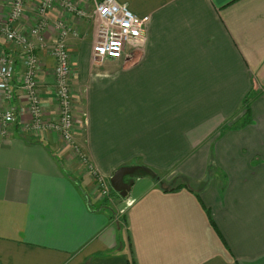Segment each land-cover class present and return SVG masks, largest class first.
<instances>
[{
  "label": "crops",
  "instance_id": "1",
  "mask_svg": "<svg viewBox=\"0 0 264 264\" xmlns=\"http://www.w3.org/2000/svg\"><path fill=\"white\" fill-rule=\"evenodd\" d=\"M117 1L149 18L145 45L120 60L92 59V18L49 13L71 28L74 133L103 177L142 166L160 180L103 200L56 134L22 129L17 89L18 122L0 125V264H264V0ZM44 36L38 79L54 118L58 36ZM0 50L18 56L2 39Z\"/></svg>",
  "mask_w": 264,
  "mask_h": 264
},
{
  "label": "built area",
  "instance_id": "2",
  "mask_svg": "<svg viewBox=\"0 0 264 264\" xmlns=\"http://www.w3.org/2000/svg\"><path fill=\"white\" fill-rule=\"evenodd\" d=\"M92 12L79 8L72 0H38L37 22L24 30L29 0H5L7 12L0 0V39L10 44L18 56L0 50V93L8 103L0 108V125L7 128L19 119V109L14 105L17 89L28 104L29 120L22 123V129L36 134L54 133L69 146L73 154L96 184L103 200L113 198L110 178L99 174L78 144L74 129L77 101L73 90V68L67 41L71 28L63 19L52 21L49 13L58 5L78 18L90 17L95 22L92 59L120 60L142 48L147 39L149 18L133 14L128 5L117 0H93ZM3 15V17L1 16ZM52 28L58 36L53 46L55 58V95L58 113L47 118L40 93V58L38 51L46 45L45 32ZM19 61L22 69L18 70Z\"/></svg>",
  "mask_w": 264,
  "mask_h": 264
},
{
  "label": "water",
  "instance_id": "3",
  "mask_svg": "<svg viewBox=\"0 0 264 264\" xmlns=\"http://www.w3.org/2000/svg\"><path fill=\"white\" fill-rule=\"evenodd\" d=\"M151 171L142 166H123L119 168L110 178L113 190L122 198H128L135 179Z\"/></svg>",
  "mask_w": 264,
  "mask_h": 264
},
{
  "label": "rangeland",
  "instance_id": "4",
  "mask_svg": "<svg viewBox=\"0 0 264 264\" xmlns=\"http://www.w3.org/2000/svg\"><path fill=\"white\" fill-rule=\"evenodd\" d=\"M89 18H90V17H89ZM94 31H95V22H94ZM90 177H91V176H90ZM91 179H92V178H91ZM92 181H93V179H92ZM93 183H94V181H93ZM176 183H177V181L174 182L173 180H171V182L166 181L164 187H172V186H174V184H176ZM94 184H95V183H94ZM95 186H96V184H95ZM96 190H97V193H98V195H99V197H100V193H99V190H98L97 186H96ZM128 204H129V202L127 201V203H125L124 205H122L123 207H121V208H123V209H121V210L119 211V213L121 214V216H122L123 211H124V210L126 209V207L128 206Z\"/></svg>",
  "mask_w": 264,
  "mask_h": 264
},
{
  "label": "trees",
  "instance_id": "5",
  "mask_svg": "<svg viewBox=\"0 0 264 264\" xmlns=\"http://www.w3.org/2000/svg\"><path fill=\"white\" fill-rule=\"evenodd\" d=\"M150 171H151V174H144V175H149V176L153 177L155 180L159 181L160 180L159 176L155 172H153L152 170H150ZM113 196H117V197L121 198L114 190H113Z\"/></svg>",
  "mask_w": 264,
  "mask_h": 264
}]
</instances>
